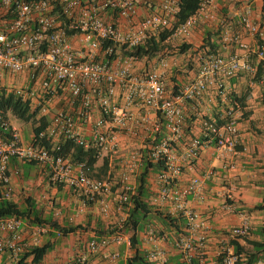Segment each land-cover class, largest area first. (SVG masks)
Listing matches in <instances>:
<instances>
[{
    "label": "built area",
    "instance_id": "obj_1",
    "mask_svg": "<svg viewBox=\"0 0 264 264\" xmlns=\"http://www.w3.org/2000/svg\"><path fill=\"white\" fill-rule=\"evenodd\" d=\"M177 1L159 0L152 11L141 14L139 4L145 3L143 0H0V94L11 92L30 99L37 116L48 117L39 138L51 143L46 147L23 142L9 117L0 110V199L12 196L9 163L15 158L37 162L48 171L52 183L80 189L84 203L92 202L98 195L111 193V182L87 175L84 163L72 162L69 154L61 152L62 142L72 140L84 149H97L98 158L102 153L110 158L119 152L122 137L149 139V157L163 163L156 174L155 202L170 203L172 211L183 213L191 231L172 244L183 264H201L196 256L204 255L205 236L196 234L198 215L186 207V196L194 193L201 198L203 182L195 177L186 187L179 188L176 179L196 159L201 147L213 145L226 153L236 150L237 115L228 107L220 116V124L207 123L202 137L186 138L184 105L200 99L210 87L221 93L224 78L242 71L253 72L254 67L236 54L202 55L194 77L176 93L169 92L165 84L164 60L157 61L151 70L135 74L137 57L124 50L171 29ZM212 1L202 0L199 10L166 37V44L188 37L199 22L215 20V15L207 10ZM109 11L125 21L126 27L107 20ZM238 23L258 40L257 46L250 49L240 32L228 30L222 35L224 46H238L245 57L253 53L264 66V26L255 23L248 10L240 15ZM60 99L64 103L52 111L50 103ZM135 105L144 112L136 115L132 109ZM95 109L99 116L93 115ZM150 112L155 114L152 121ZM143 158L142 151L135 149L127 153L124 162L128 172L120 175L117 203L126 213L134 194L130 174L143 163ZM100 211L108 214L106 202ZM123 223L107 236L71 244L72 257L57 264H120V260L127 264L134 248L130 236L123 233ZM27 224L29 220L20 216L0 218V264H53L48 253L35 260L32 251L46 243L39 241L45 230L43 225L31 224L32 240L25 241L22 232ZM249 229L244 220L230 234L236 238L246 235ZM148 233L154 234V229ZM149 242L152 248L144 252L145 264H170L160 241ZM121 246L126 252L120 251ZM236 260L226 248L224 264H235Z\"/></svg>",
    "mask_w": 264,
    "mask_h": 264
},
{
    "label": "crops",
    "instance_id": "obj_2",
    "mask_svg": "<svg viewBox=\"0 0 264 264\" xmlns=\"http://www.w3.org/2000/svg\"><path fill=\"white\" fill-rule=\"evenodd\" d=\"M158 1L155 0L157 3ZM207 10L215 15V20L199 22L191 34L181 42L189 43L192 47L195 46L194 49H196L198 45L195 42L198 39H201L202 42L208 30L212 33L219 30L218 54L225 57L236 54L240 59L247 60L254 67L253 72L242 71L224 78V88L221 93L218 89L210 87L200 99L187 101L184 105V131L187 138L202 135L207 120L216 121L215 118H220L228 107H232L237 115L236 150L233 153H226L213 145L201 147L196 159L190 166H185L176 179V185L179 188L186 187L195 177L203 182L200 191L201 198L194 193L186 196V207L198 215L195 220L197 224L196 234L204 235L206 241L204 255L202 257L196 256V260L201 261V264H224L225 249L229 248L233 253L231 241L235 238L230 234L232 228L247 220L251 229L248 239H261L259 230L264 222V211L255 208V205L260 204L264 197V70L254 80L256 56L250 53L245 57L244 51L234 44L224 46L222 35L224 30L231 33L240 32L243 41L248 44L250 49H254L258 44V40L244 31L238 20L240 15L248 10L253 21L260 26H264V0H214L208 5ZM139 11L144 14L148 12V9L139 4ZM105 18L115 20L121 28L126 27L125 21L118 18L116 13L112 11L108 12ZM167 44L175 47L180 45V39ZM161 60L167 62L166 67L163 69L165 81V76L169 72L168 69H171L168 63L169 60L166 58L159 57L148 64L143 59L136 61L133 65V72L151 70L155 63ZM194 75L195 72L193 71L186 73V75H173L171 77L172 84L165 81L168 91L176 93ZM117 94H121L120 87L117 88ZM132 109L136 115L144 112L143 109H139L138 105L133 106ZM51 110L53 111V109ZM99 114L98 109L93 111L95 117ZM149 117L152 121L155 114L150 112ZM15 128L23 142L31 141L32 133L27 135L25 126ZM25 133H27L28 138L25 137ZM121 144L119 152L113 157L109 158L106 154L108 166L106 178L111 182V193L109 195H98L94 201L86 204L80 189L66 184L52 183L45 168L39 164H31L36 167L34 173L36 180L43 179L44 184L48 183L45 184L47 190L45 193L57 195L60 199V208L55 211V216L50 215L51 222L48 223L46 219L40 218L44 221L42 222L44 225H42L45 231L39 237V241H59L60 246L67 245L70 247L76 241H89L93 238L107 236L109 234H102L103 230L116 229L121 222H124L128 213L120 208L117 203V196L121 190L120 175L124 171L128 172L124 162L129 151L149 149L150 141L140 137H122ZM23 162L12 158L9 163L11 185L15 191L22 188V180L18 179V174L19 172L24 173L21 171ZM100 164L102 162L98 158L97 165ZM142 171L143 163L130 174V182L134 186V193L137 190ZM158 171L150 169L144 177L146 180L144 200L152 205L153 209L161 211L163 215L166 214L176 218L178 227L177 229L170 227L162 216L155 213L154 218L151 219L152 222L144 224L139 232L141 248L146 253L152 248L149 241H160L159 245L166 250L169 263L183 264L181 256L172 241H176L180 236L186 237L191 234L188 219L183 213L172 211L173 207L170 203L159 204L155 202L158 192L156 181ZM103 202H106L109 206L106 215L100 211ZM54 223L58 227L67 228L81 225V228L67 236H60ZM32 226L27 224L23 229L22 235L25 241L32 240ZM151 228L154 229V234L149 235L148 230ZM123 233L128 236L131 235V232L125 228ZM119 249L122 253L126 252L123 246ZM120 264H124V261L120 260ZM256 264H264V262L259 261Z\"/></svg>",
    "mask_w": 264,
    "mask_h": 264
},
{
    "label": "trees",
    "instance_id": "obj_3",
    "mask_svg": "<svg viewBox=\"0 0 264 264\" xmlns=\"http://www.w3.org/2000/svg\"><path fill=\"white\" fill-rule=\"evenodd\" d=\"M143 1H145V3H140V5H143L145 9H148V12L152 11L153 6L157 4L155 0ZM201 3L202 0H178L176 5L177 11L174 15L171 29L164 31L157 38L149 37L144 43L124 50V53L137 57V61L143 59L146 61V64H148L149 62H154V60L161 57L163 53H167V49L172 48L169 44H166V37L176 28L177 25L183 23L190 16L194 15L199 10ZM110 21H114L115 23H117L115 20ZM218 34L219 30L215 33H212L208 30L205 33L201 44L197 46L196 49H194L193 54L198 56V58L206 54H218V43L220 41ZM191 47L192 45L189 43H182L180 45H177L174 51L178 53H185ZM263 70V63L256 60V71L254 73L253 79L256 80L259 77L260 72H262ZM145 71L147 70L134 73L141 74ZM0 110L5 117H8V113L11 112L20 121L32 123V143H38L39 145L43 144L46 147L51 146V143L49 141L39 138V132L45 127L46 124H48V117H38L37 110L31 109L30 99L22 98L21 96L14 95L11 92H9L8 94L2 93L0 94ZM215 120L218 124L222 122L219 117H216ZM210 122L212 121L208 119L207 123ZM200 136L202 137V135ZM142 151L144 153L143 171L141 173V176L139 177L137 190L131 196L132 205L123 223V227L127 231L131 232L130 241H132V247L134 248V254L131 257L127 258V264H145V253L141 248L139 232L144 224L152 222L151 219L154 218L155 213H158L160 216H162L163 220L166 221L170 227H173L174 229H177L178 227L176 218H172L171 216L166 214L163 215L161 211H159L158 209H153L152 205L144 200L146 196V180L144 177L148 174L150 169L159 170L163 166V163L161 161L152 160L149 157V149H142ZM61 152L64 155L69 154L72 162L84 163L87 169V175L99 179L106 178L108 173V166L106 160H104L102 164L97 165V149H84L83 147L74 143L72 140H66L62 142ZM25 162H28L30 164H38L35 161ZM25 203L26 204L22 206L10 198L0 199V218L20 216L29 219L33 215V218L36 219L38 217V212L32 209V201L29 198H26ZM255 208L264 211V197L260 204L255 205ZM36 222L42 224V222L44 221L39 219L36 220ZM54 225L59 230L60 236H67L68 234L81 228V225L71 226L67 228L58 227L55 223ZM113 231H115V228L103 230L102 234H110ZM250 232L251 229H249V232L246 235L236 237L231 241V245L233 246V254L237 257L235 264H256L259 261L264 262V222L259 230V235L261 237L260 240L248 239ZM57 245H59V241H47L41 247L34 249L32 252H34L36 255L35 260L45 256Z\"/></svg>",
    "mask_w": 264,
    "mask_h": 264
},
{
    "label": "rangeland",
    "instance_id": "obj_4",
    "mask_svg": "<svg viewBox=\"0 0 264 264\" xmlns=\"http://www.w3.org/2000/svg\"><path fill=\"white\" fill-rule=\"evenodd\" d=\"M182 44L183 42H181ZM196 45L201 44V39H198V41L195 42ZM177 46V45H176ZM175 46V47H176ZM172 47V46H171ZM175 47L167 49V53H163L161 56L162 58H166L169 60V67L171 69H168V73L165 76V81L170 84H172L171 77L178 76V75H186V73H189L190 71L196 72L198 69L200 58L198 56L193 54L194 47H191L189 50H187L185 53H178L174 51ZM197 48V46H196ZM173 51V52H172ZM19 83V82H18ZM64 102V99L60 100H54L50 103V108L55 110L59 108ZM8 117L11 121V124L15 127L21 128L26 127L27 133H25V137L28 138L27 135L32 133L33 125L31 122H24L17 119L11 112L8 113ZM27 134V135H26ZM106 153H102L99 157L100 162H103L106 160ZM36 170V167L34 165L28 164L27 162H23L22 164V170L24 173L19 172V180H22V188L18 190L13 189V193L10 199L17 201L20 205H25V199L29 198L32 201V209L34 211L38 212V217L36 219L33 218V215L29 218V224H39L36 222V220H39L40 218L46 219V221L49 223L51 222L50 215L55 216V211H57L60 208V199L57 195H53L51 193H45L47 182L44 184L43 179L36 180V177L34 175ZM23 174V175H22ZM44 184V185H43ZM34 203V204H33ZM158 223V222H157ZM44 225V223H42ZM40 224V225H42ZM158 228V227H157ZM159 229V228H158ZM72 251L69 249V247L63 246L61 248H55L51 250L47 258L50 263L57 264L60 261L68 260L72 257Z\"/></svg>",
    "mask_w": 264,
    "mask_h": 264
}]
</instances>
